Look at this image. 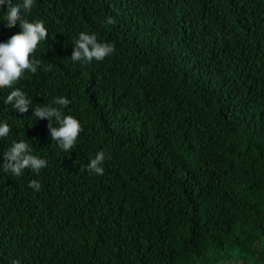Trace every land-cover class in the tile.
<instances>
[{"label": "trees", "instance_id": "1", "mask_svg": "<svg viewBox=\"0 0 264 264\" xmlns=\"http://www.w3.org/2000/svg\"><path fill=\"white\" fill-rule=\"evenodd\" d=\"M5 15L0 43L20 31ZM21 15L48 39L13 88L33 109L67 98L83 131L63 151L0 89V164L22 140L48 162L0 169V264H264V0H35ZM81 32L114 53L73 62ZM98 151L103 175L86 168Z\"/></svg>", "mask_w": 264, "mask_h": 264}, {"label": "clouds", "instance_id": "2", "mask_svg": "<svg viewBox=\"0 0 264 264\" xmlns=\"http://www.w3.org/2000/svg\"><path fill=\"white\" fill-rule=\"evenodd\" d=\"M34 3L35 0H20L15 4L12 0H0V8L6 10L5 26L10 29L18 23L20 28L18 34L11 36L6 43H0V89H13L3 99V103L11 105L15 111L21 114L29 111L32 101L19 88H13V85L23 79L25 72L32 74L37 72L40 61L30 57L34 54L38 44L48 39V30L43 21L29 22L21 15L22 12L29 13ZM106 22L114 23L111 18H108ZM114 51V44L98 42L96 34L81 32L73 44L70 59L73 62L83 61L86 63H91L93 60L103 61ZM52 104L59 107L37 105L34 109L31 108L32 116L49 121L47 128L51 140L56 141L60 149L68 152L75 147V142L83 131V127L75 117L64 115L60 110L61 107L67 108L70 104L67 98L56 97ZM53 119L56 121L57 126L55 127L52 124ZM11 131L7 122H0V139L6 138ZM2 155L3 163L0 164V169L14 176H21L25 169L39 174L40 170L45 168L48 163L45 159L31 154V147L26 140L13 141ZM105 159V153L98 151L86 165L87 170L96 175H103L102 165ZM28 186L35 191L41 189V184L36 180L30 181Z\"/></svg>", "mask_w": 264, "mask_h": 264}]
</instances>
